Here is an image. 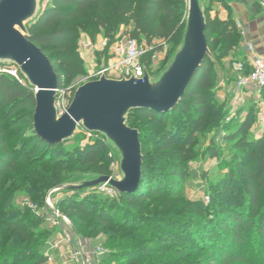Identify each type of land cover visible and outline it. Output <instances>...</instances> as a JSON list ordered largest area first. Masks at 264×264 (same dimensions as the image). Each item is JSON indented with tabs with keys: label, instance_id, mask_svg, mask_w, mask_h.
Returning <instances> with one entry per match:
<instances>
[{
	"label": "trees",
	"instance_id": "trees-1",
	"mask_svg": "<svg viewBox=\"0 0 264 264\" xmlns=\"http://www.w3.org/2000/svg\"><path fill=\"white\" fill-rule=\"evenodd\" d=\"M186 15V0H50L40 14L28 23L27 33L28 38L49 57L57 73L58 88L62 89L78 76L86 73L77 51V40L81 31L91 35L101 31L109 43L125 35L134 39L143 38L147 46H157L159 50L163 46L162 43L156 45L157 41H164L171 46L172 51L181 42ZM205 35L210 52L217 58L233 53L239 47L241 39L235 20L230 15L226 19L218 16L211 18L207 15ZM218 69L215 61L206 56L181 101L173 110L161 113L148 108L134 109L131 111L135 116L128 117V124L132 128L139 126L142 131L141 124L144 121L146 123L144 127L153 128L152 138L163 143L162 149L171 150V152L175 149L181 151L179 154L176 153L178 161L171 166L169 178L166 181L170 185L172 195H177L178 192L175 191L183 183V159L185 156L192 155V151L188 148L194 142L197 129L205 126L210 115L214 117L215 114L218 120L226 116L225 113H219L217 110L215 112L213 109L212 86ZM261 91L264 95V87ZM34 108V90L28 84L20 83L10 74L0 73V264H15L23 255L26 256L19 259V264H44L46 262L45 243L53 233L51 229L41 228L42 217L27 213L24 219V216H18L22 209L12 208L10 203L5 207L1 205L4 190L3 178L9 174H15L18 177L19 162L36 164V167L22 172L26 184L24 190L31 194L41 193L44 188L70 178L79 167L96 165L102 153L101 146L105 144L104 141L97 139L94 143L84 146L77 144L65 153L72 154L71 157L60 156L61 144L47 143L35 134L32 124ZM248 116L249 119L252 117ZM21 120L28 121L24 129L20 127ZM247 127V121H244L239 124L238 129L245 133ZM23 132H27L28 137L14 145L15 137ZM143 135L144 133L140 132L142 145ZM230 136L229 139H234ZM245 142V135L235 138V144L238 146ZM260 150L262 153L260 157H257ZM212 153H214L213 150ZM248 156L252 160L256 159L261 168L258 173L244 169V179L250 177L253 181L246 183L245 187L250 211L244 212L245 214L235 210L230 211L232 206H236V202L224 204L221 201L219 208L224 213L222 218L217 219L219 222L217 223L223 230L231 228L229 238L233 244L236 243V247L243 242L240 237L242 228L253 223L250 217L258 210L260 193L264 187L262 176L264 133L262 140L254 144ZM180 159L182 162H179ZM147 167L143 161L142 175L137 188L132 192L119 194L118 198L102 196L97 192L84 195L74 193L72 196H66L55 206L71 220L72 217H78L76 222L92 218L96 222L97 230L108 229L106 231L107 245L113 249H121L122 242L126 237V240H129L131 235L126 231L116 235L115 231L123 228H135L136 232L142 230L133 227L137 225L136 217L128 218L125 215V203L139 205L150 196L159 194L162 188L161 179L154 176L147 177ZM226 178L230 182L233 180L232 170L227 172ZM228 190L227 185L217 193L226 194ZM60 204L63 207H60ZM189 204L195 211L199 208L195 201ZM250 212L251 215H249ZM27 222L34 225L35 233L32 229L30 231ZM258 224V233L264 238V217L260 218ZM142 246L147 249L145 244ZM156 249L158 248L154 246L153 250ZM122 250H125L127 254L131 248ZM175 251H178V254L183 252L178 248ZM227 255L231 256L229 253ZM227 255L224 257V262H229ZM142 259L144 260L145 257H134L127 264H140ZM143 262L149 264V258Z\"/></svg>",
	"mask_w": 264,
	"mask_h": 264
},
{
	"label": "rangeland",
	"instance_id": "rangeland-1",
	"mask_svg": "<svg viewBox=\"0 0 264 264\" xmlns=\"http://www.w3.org/2000/svg\"><path fill=\"white\" fill-rule=\"evenodd\" d=\"M49 3L50 0H38L37 12L26 23V28L28 23L38 16ZM186 3L188 12V0H186ZM200 6L205 20L207 15L211 18L224 17L225 15L228 17L230 15L235 20L236 27L241 35L239 47L233 53L217 58L215 54L210 52L208 56L212 61H215L219 68L215 83L212 86L213 109H215V112L217 110L219 113H225L226 116L224 119L218 120L215 114L214 117L210 115L205 126L198 128L195 132L194 142L188 148L192 151V155L185 156L183 159L184 180L182 185L175 191L178 192L177 195L171 194L170 185L166 181L169 178L171 166L178 161L176 153L179 154L181 151L175 148L173 152L162 149L163 143L157 142L156 138H152L154 129L149 126L144 127L145 121L141 124L142 131L139 126L134 127L138 130L139 135L140 132L144 133L141 149L143 151V161L148 166L146 170L147 177L154 176L162 180V188L159 194L150 196L139 205L125 203V215L128 218L136 217L137 225L133 227L142 230L136 232L134 231L135 228L118 229L114 232L116 235L126 231L129 232L131 238L129 240H126L127 237L125 238L121 249H113L107 245V228L97 230L96 222L92 218L76 222L78 217H72L71 220L66 215L72 222L73 230L78 235L103 248L104 256L101 264H127L134 257H145L140 264H145L146 262L143 261H146L147 258H149V264H264V238L257 230L260 218L264 217V187L260 193L258 210L252 215L251 212L249 214L253 223L241 230L240 237L243 239L241 245L236 247V243H232L229 238L231 228L223 230L217 220L222 218L224 213L219 208L221 201L224 204L236 202V206H232L230 211L235 210L240 213L250 211L245 187L246 183H252L253 181L250 177L244 179V169L247 168L256 173L261 169L259 162L256 159H250L248 153L254 144L263 138L264 122L260 119V112L264 115V95L261 90L257 92L253 89L252 91L249 86L247 89L236 87L238 76L241 74L248 75L252 68L250 61L241 50L244 29L241 23H237V20L242 22V20H251L261 16L264 21V3L259 0H200ZM82 38L91 42V50L84 51L80 48ZM118 39L119 37L111 43ZM136 40L140 45L147 47V52L142 55L140 60L145 67V72L152 80H156L171 62L175 51L183 41V36L180 44L172 51L170 50L171 46L164 41H157L156 45L162 43L163 46L159 50L157 46H155L156 48L147 46L143 38ZM77 41V51L83 61L86 73L78 76L65 88H58L55 97L58 115L68 108L74 91L87 82V77L105 67L108 60H111V55L108 52V46L111 43L108 42L101 31L92 33V35L81 31ZM104 43H106V46H104ZM0 73H8L22 80L23 84L29 85L19 67L9 61H0ZM105 76L117 79L114 74L105 73ZM248 115L253 116L249 119ZM129 116H135L133 111H129L126 115L127 124ZM244 121H247L248 125L245 133L238 129L239 124ZM27 124V120H21L20 127L24 129ZM12 129L15 130L16 128ZM12 129L11 131H13ZM28 135L27 132H23L15 137L14 145L26 139ZM241 135H245L246 142L238 146L235 144V138ZM229 136L234 139H229ZM176 138L179 139L178 136ZM96 139L105 143L101 146L102 153L96 165L79 167L78 171L70 178L49 186V188H44L41 193L31 194L24 190L26 184L22 172L37 165L19 162L17 171L20 175L17 177L15 174H9L3 178L4 190L1 205L5 207L10 203L9 205L12 208L22 209L18 216H24V219L27 213L42 217L41 228L51 229L53 232L51 237H60V228L52 227L51 222L46 220V203L50 201L55 206L66 196H72L74 193L84 195L95 192L94 189L97 186L79 190H58L49 194L53 188L65 183L89 181L100 176H109L116 180H120L122 177L119 151L104 135L100 133L85 134L81 126L77 127L73 137L65 139L61 143L62 150L59 155L71 157L72 154H65L66 151L72 150L77 144L84 146L94 143ZM212 150L214 153H212ZM261 153L262 150L257 154V157H260ZM230 170L233 171L231 182L226 178V174ZM262 176L264 184V173ZM227 185L229 190L226 191V194L219 195L217 191ZM99 195L105 196L102 193ZM193 201L198 203V206H196L199 208L196 211L189 204ZM60 207H63V205L60 204ZM27 223H29L30 231L31 229L34 231V225L30 222ZM144 244L147 249L142 248ZM154 246L158 249L153 250ZM127 248H131V250L125 254V250L122 249ZM177 248L183 250V252L178 254V251H175ZM228 253L231 256H228ZM225 255H227L229 262H224ZM25 256L23 255L19 259H23ZM19 259L15 264L20 263ZM60 262L59 259H56L49 264H61Z\"/></svg>",
	"mask_w": 264,
	"mask_h": 264
},
{
	"label": "water",
	"instance_id": "water-1",
	"mask_svg": "<svg viewBox=\"0 0 264 264\" xmlns=\"http://www.w3.org/2000/svg\"><path fill=\"white\" fill-rule=\"evenodd\" d=\"M37 8L38 0H0V61H9L19 67L34 90L35 134L47 143L61 144L73 137L81 126L88 132L104 135L121 157L120 180L100 176L58 185L49 194L105 183L118 194L132 192L141 179L143 158L139 132L126 123V115L131 110L146 108L166 113L181 101L196 71L210 55L200 0H188L183 41L156 80L144 72L141 78L101 76L87 81L74 91L70 105L60 115L55 106L57 73L49 57L28 38L26 23L36 14Z\"/></svg>",
	"mask_w": 264,
	"mask_h": 264
},
{
	"label": "built area",
	"instance_id": "built-area-1",
	"mask_svg": "<svg viewBox=\"0 0 264 264\" xmlns=\"http://www.w3.org/2000/svg\"><path fill=\"white\" fill-rule=\"evenodd\" d=\"M104 46H106V43H104ZM108 47L111 60H108L105 67L87 77V81L105 76V73L114 74L117 79L141 78L144 75L145 67L140 59L147 50L146 46L140 45L134 38L122 36ZM80 48L84 51H89L92 49V44L82 38ZM247 49L249 51L253 50V44L249 41L247 42ZM250 63L252 66L251 72L248 75H239L236 80V87L244 89L249 86L260 92L264 87V57L255 56ZM18 80L22 83V80ZM260 113V119L264 122V115L262 112ZM84 133L91 134L92 132L84 129ZM94 191L110 198H115L119 195L117 190L107 183L97 185ZM45 208L46 220L51 222L52 227L60 228L61 231L60 237L52 236L46 241L44 249L45 263L49 264L59 259L61 264H101L104 256L103 248L78 235L73 230L70 219L61 213L50 201L46 203ZM56 253L57 255H55Z\"/></svg>",
	"mask_w": 264,
	"mask_h": 264
},
{
	"label": "crops",
	"instance_id": "crops-1",
	"mask_svg": "<svg viewBox=\"0 0 264 264\" xmlns=\"http://www.w3.org/2000/svg\"><path fill=\"white\" fill-rule=\"evenodd\" d=\"M222 7V6H221ZM221 19H226L227 16L219 17ZM237 23L243 25V42L241 43V50L245 53L248 61L255 56L264 57V21L261 16H257L254 19L242 20V22L237 20ZM253 44V50L249 51L247 49V42ZM244 89H247L244 88ZM253 91L252 87H249Z\"/></svg>",
	"mask_w": 264,
	"mask_h": 264
}]
</instances>
